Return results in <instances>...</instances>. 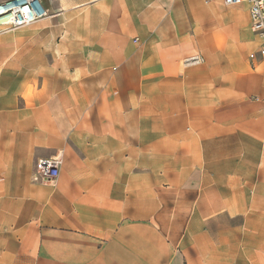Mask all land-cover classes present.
Here are the masks:
<instances>
[{"label":"crops","instance_id":"obj_1","mask_svg":"<svg viewBox=\"0 0 264 264\" xmlns=\"http://www.w3.org/2000/svg\"><path fill=\"white\" fill-rule=\"evenodd\" d=\"M43 4L0 44V264H264L247 5ZM49 156L58 176L34 180Z\"/></svg>","mask_w":264,"mask_h":264},{"label":"built area","instance_id":"obj_2","mask_svg":"<svg viewBox=\"0 0 264 264\" xmlns=\"http://www.w3.org/2000/svg\"><path fill=\"white\" fill-rule=\"evenodd\" d=\"M50 3V0H47ZM226 6L246 4L248 8L250 29L259 40L258 50L251 52L249 60L257 55L264 58V0H223ZM48 15L43 0H0V34L6 30L29 25ZM199 56L185 60V63L198 64ZM60 156L38 158L34 164L32 178L48 181L56 178L59 173Z\"/></svg>","mask_w":264,"mask_h":264},{"label":"rangeland","instance_id":"obj_3","mask_svg":"<svg viewBox=\"0 0 264 264\" xmlns=\"http://www.w3.org/2000/svg\"><path fill=\"white\" fill-rule=\"evenodd\" d=\"M29 25H31V24H29ZM29 25L19 26V27L14 28V29L26 28ZM14 29L6 30V31H4V32H2L0 34V44H7L8 42H9V45L13 44V38H11V35L8 37V40L7 39H3L2 36H6L7 34H11ZM34 57L35 56H34L33 53H26L25 54V60L30 61V60H33Z\"/></svg>","mask_w":264,"mask_h":264}]
</instances>
